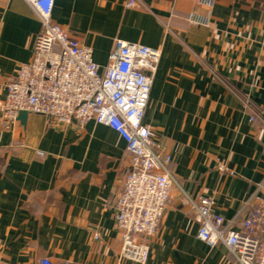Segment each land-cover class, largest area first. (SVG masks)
<instances>
[{"label":"crops","instance_id":"0c3cea01","mask_svg":"<svg viewBox=\"0 0 264 264\" xmlns=\"http://www.w3.org/2000/svg\"><path fill=\"white\" fill-rule=\"evenodd\" d=\"M129 1L55 0L52 18L102 68L117 40L161 50L143 122L184 191L213 197L239 229L246 202L264 197V0ZM40 31L26 0H0V264H136L120 259L116 228L131 168L121 136L94 121L3 119L7 82L32 60ZM198 232L175 189L146 264H235Z\"/></svg>","mask_w":264,"mask_h":264},{"label":"built area","instance_id":"2783aa9c","mask_svg":"<svg viewBox=\"0 0 264 264\" xmlns=\"http://www.w3.org/2000/svg\"><path fill=\"white\" fill-rule=\"evenodd\" d=\"M41 23L29 63L21 64L6 85L1 105L3 119L17 122L21 112L38 114L83 128L88 122L105 125L126 142L131 168L115 198L116 228L121 236L120 259L146 264L151 241L157 236L180 192L199 225L198 238L209 247L224 245L235 264H264V197L257 193L246 202L239 229L235 220L217 213L213 197H192L171 172V155L159 151L157 135L144 124L160 49L117 40L106 67L94 61V50L71 36L52 18L55 0H26ZM211 5L215 0H203ZM139 6L130 0L128 7ZM191 22L201 21L191 18ZM252 120L260 118L248 101ZM263 185L259 186L262 189ZM98 234L95 236L97 239ZM39 264H55L41 259ZM65 264H70L66 262Z\"/></svg>","mask_w":264,"mask_h":264},{"label":"water","instance_id":"95a60500","mask_svg":"<svg viewBox=\"0 0 264 264\" xmlns=\"http://www.w3.org/2000/svg\"><path fill=\"white\" fill-rule=\"evenodd\" d=\"M27 116H28V113H27V112H21V113L19 114V118H18V120H20L21 122H25Z\"/></svg>","mask_w":264,"mask_h":264}]
</instances>
